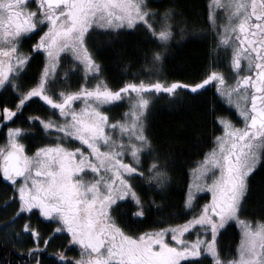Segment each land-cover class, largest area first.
Listing matches in <instances>:
<instances>
[{"label": "snow or ice", "instance_id": "1", "mask_svg": "<svg viewBox=\"0 0 264 264\" xmlns=\"http://www.w3.org/2000/svg\"><path fill=\"white\" fill-rule=\"evenodd\" d=\"M184 9L180 0H0V94L7 93L0 95V207L12 209L2 227L16 243L31 237L20 264H49V257L51 264H264V192L258 210L245 215L254 177H264V0H211L203 28ZM98 30L112 40L133 30L157 47L132 79L111 86L94 51ZM195 35L211 36L215 55L198 82L169 79L170 42ZM41 52L42 66L26 78ZM221 52L227 63L218 61ZM210 87L229 107L209 109L211 147L190 170L182 222L134 230L118 213L121 203L131 197L137 218L169 207L145 197L167 193L178 163L172 145L148 133L154 99L191 103ZM37 99L45 114H25ZM125 99L128 110L116 119L110 109ZM200 192L211 194L202 205ZM231 221L240 241L225 252ZM58 235L66 240L59 247ZM76 248L79 255L69 256Z\"/></svg>", "mask_w": 264, "mask_h": 264}, {"label": "trees", "instance_id": "2", "mask_svg": "<svg viewBox=\"0 0 264 264\" xmlns=\"http://www.w3.org/2000/svg\"><path fill=\"white\" fill-rule=\"evenodd\" d=\"M207 0H180L185 5V14L190 21H194L198 26L204 27L207 10L204 4ZM196 7H193V6ZM95 37L98 46L94 49L97 59L105 66V77L111 86H118L124 80L133 78L132 73H137L144 67V56L149 49L157 47L153 40H146L141 33L133 30H126L119 39L112 40L105 36L103 31L97 32ZM209 42L202 37L189 36L180 41L170 42V51L164 64V71L169 73V79H182L185 82H197V77L203 67L210 61ZM37 63V61H36ZM32 63L28 71L32 75L36 73L39 63ZM131 65L130 68L126 66ZM175 75H171V74ZM143 74H141V77ZM140 77V78H141ZM163 107L153 108L147 118V129L150 136L161 146L172 145L174 156L178 163L172 171V184L167 193L158 194L149 191L145 197L146 201L155 199L169 205L163 211H152L146 218H137L132 214L136 211V205L132 200L126 199L121 203L118 213L125 221L132 223V227L137 231H146L152 228L165 226L160 221L167 223H181L182 217L178 214L183 210V197L189 183V172L195 162L200 159L198 154L201 149L208 151L211 144L208 143L213 133L212 116L209 112L213 106L218 109L227 107L216 98L210 90L204 91L201 97H197L191 103H161ZM155 102V103H156ZM25 114L43 115L44 111L34 108L25 109ZM224 114H228L225 112ZM4 141L3 132H0V144ZM135 183L143 184L144 181L137 180ZM254 192L249 202V212L246 216L251 218L253 211L258 210L259 199L264 192V177L257 175L253 182ZM139 191V189H138ZM6 198L3 186L0 185V204ZM198 203L207 198L206 195H198ZM5 208L0 207V224L5 223L7 218ZM191 215V213H188ZM259 218V217H257ZM133 221H135L133 223ZM224 233L221 243L225 252H234L240 239V232L234 223ZM9 240L0 233V264H20L23 259L18 254V247H14ZM14 248V249H13ZM15 251V252H14ZM52 260V259H51ZM49 260V264H51ZM204 264H208L207 261Z\"/></svg>", "mask_w": 264, "mask_h": 264}, {"label": "flooded vegetation", "instance_id": "3", "mask_svg": "<svg viewBox=\"0 0 264 264\" xmlns=\"http://www.w3.org/2000/svg\"><path fill=\"white\" fill-rule=\"evenodd\" d=\"M210 2H211V0H207V1L205 2L204 7H205L206 10H207V5H208ZM36 39H38V35H37V36H33L30 40L26 41L25 44H24V48H23V50H24V51H28V50H30V46H31L33 43H35ZM209 46H210V54H211V55H210V60H211V58H212V53H213V52H212L213 44H212L211 41H209ZM214 55H215V54H214ZM40 60H41V63H40V66L37 67V70L42 66V61L44 60V58H43V53H42V52H41V54H39V55L34 54V59L32 60L31 65H32V63H36V61H37V63H39ZM210 60H209V61H210ZM218 61L221 62V63H227V53L221 52V53L219 54V56H218ZM37 63H36V64H37ZM65 69H66V68L60 70L61 75L63 74V71H64ZM37 70H36V72H37ZM28 71H29V69H28ZM33 75H34V74H33ZM33 75H32V76H33ZM29 76H30V77H28V72H27V76H26V78H28V79L32 78L30 74H29ZM77 79H78V76H74V77L71 78V80H70L69 82L72 83L73 85H75ZM197 82H198V81H197ZM208 90H210V91L213 93V95H215L216 98H218L217 95H216V92H215V89H214V88H211V87H210V88H208ZM0 95L6 96L7 93H2V94H0ZM219 101H220L221 103H223L227 108L229 107V106H227L222 100L219 99ZM77 106H78V105H77ZM46 107H47L46 105H44L42 102L38 101V99H37L36 102H33V103L29 104L28 107H27L26 109H34V108H38V109H40V110H42V111L45 112V111H46ZM232 111L234 112L235 110L233 109ZM5 131H6V130H5ZM0 132H1V131H0ZM2 132H3V131H2ZM3 136H4V134H3ZM4 139H5V136H4ZM11 212H12L11 207H9V208H7V209L5 210V214L7 215V216H6L7 220H9V219L11 218ZM24 219H26V217L23 218V219H19V220H17L16 225H15V229H16L17 231L20 230V227L22 226V224H23V222H24ZM41 219H43V218H41ZM7 220H6V221H7ZM31 222H32L33 225H36V224L39 223V221L37 220L36 217H33ZM4 224H5V223L0 224V233L3 234V236L9 240V243H11L12 245H15L14 247H18V248H19L18 250H20V251H18V254H19V256H22V255H21V251H22V250H26V249H27L28 247H30L31 244H32L31 237L25 235V236H24V243H23L22 245H21V244H18V243H16V242L13 240V238H12V236H11L10 233H9V234H6L7 231H5V233L2 232V226H3ZM169 239H170V237H169ZM64 243H66V240H65V238H64L63 235H58V236H57V239H56L55 241H53V244L56 245L57 247H59L61 244H64ZM13 249H14V248H13ZM53 250H54L53 248H49V252H52ZM14 252H15V251H14ZM68 255H69V256H78V255H79V249L76 248V249H74L73 251L68 252ZM45 256L47 257V253H45ZM22 257H23V256H22ZM23 259H25V257H23ZM51 259H52L51 257L48 258V260H51Z\"/></svg>", "mask_w": 264, "mask_h": 264}, {"label": "rangeland", "instance_id": "4", "mask_svg": "<svg viewBox=\"0 0 264 264\" xmlns=\"http://www.w3.org/2000/svg\"><path fill=\"white\" fill-rule=\"evenodd\" d=\"M101 31H103V30H98V32H101ZM187 37H189V36H187ZM194 37H200L199 35H195ZM186 38V37H185ZM203 38V37H202ZM173 40H176L177 42L178 41H180V40H182L180 37H176L175 39H173ZM172 40V41H173ZM208 42L209 41H211L212 42V40H211V36H209L208 37V39H206ZM212 50H213V47H212ZM215 53H212V55H214ZM62 55H64V56H66V59L63 61V64H64V68H68L69 67V59L68 58H70V56H71V54L70 53H67V54H62ZM43 58H45L44 57V55H43ZM64 68H62V69H64ZM62 69H60V70H62ZM59 70V71H60ZM79 75H82V73H80ZM141 78H146V76L143 74V76L141 77ZM93 83H94V81H93ZM156 101H163V102H161V103H168L169 101H168V98L166 97V96H164V97H160L159 99H154V103L152 104V106H151V109H153V108H159V107H163L164 105H162V104H160V103H157ZM156 102V103H155ZM224 102V101H223ZM170 103V102H169ZM225 103V102H224ZM171 104V103H170ZM226 104V103H225ZM128 105H129V101L127 100V99H125L122 103H120L119 104V106H116V107H112L111 109H110V114L111 115H113L116 119H120L121 118V115L124 113V112H126L127 110H128ZM227 105V104H226ZM79 106V105H78ZM228 106V105H227ZM152 111V110H151ZM150 114V113H149ZM149 114H148V117H149ZM146 126H147V120H146ZM5 140V139H4ZM4 142V141H3ZM2 142V143H3ZM194 167V166H193ZM191 170V169H190ZM191 179H192V177H191V174H190V172H189V182L191 181ZM198 195H206L207 196V198L201 203V205L203 204V203H205L207 200H209L210 198H211V194L210 193H206V192H200V193H198ZM126 199H129V200H132L131 199V197H128V198H126ZM133 201V200H132ZM134 203H135V201H133ZM187 210V209H186ZM230 223H234L236 226H237V228H238V230H239V232H240V234H241V228H240V226H239V224H237L235 221H231ZM5 231H7L6 232V234H9L10 233V229H7V228H3L2 227V232H4L5 233ZM239 241H240V239H239ZM239 244V243H238Z\"/></svg>", "mask_w": 264, "mask_h": 264}]
</instances>
